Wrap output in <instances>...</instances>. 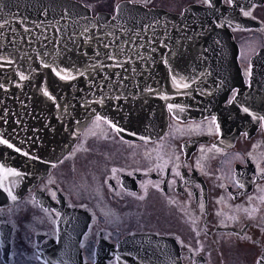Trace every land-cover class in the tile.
Instances as JSON below:
<instances>
[{"label":"water","instance_id":"obj_1","mask_svg":"<svg viewBox=\"0 0 264 264\" xmlns=\"http://www.w3.org/2000/svg\"><path fill=\"white\" fill-rule=\"evenodd\" d=\"M209 2L174 12L124 0L113 13L92 14L74 0H0V140L8 141L0 143V204L44 175L92 115L123 137L152 138L168 111L221 117L212 107L223 108L238 85L234 132L256 128L261 115L264 123V47L251 57L246 85L229 27L244 25L238 4ZM123 245L129 259L179 264L172 239L143 233ZM69 248L83 264L77 244Z\"/></svg>","mask_w":264,"mask_h":264},{"label":"flooded vegetation","instance_id":"obj_2","mask_svg":"<svg viewBox=\"0 0 264 264\" xmlns=\"http://www.w3.org/2000/svg\"><path fill=\"white\" fill-rule=\"evenodd\" d=\"M75 1L95 14L113 12L122 0ZM131 1L174 12L210 4ZM222 2H236L244 18L243 26L229 27L248 85L251 57L264 47V0ZM239 89L228 90L226 112L232 114ZM223 116L169 111L163 133L142 140L91 117L42 178L0 204V264H75L73 242L83 264H150L124 250V238L143 233L174 240L179 264H264L263 116L239 132L233 114L226 125ZM60 237L65 247L55 246Z\"/></svg>","mask_w":264,"mask_h":264},{"label":"bare ground","instance_id":"obj_3","mask_svg":"<svg viewBox=\"0 0 264 264\" xmlns=\"http://www.w3.org/2000/svg\"><path fill=\"white\" fill-rule=\"evenodd\" d=\"M74 1H75V0H74ZM122 1H124V0H122ZM130 1H131V0H130ZM119 2H120V1H119ZM132 2H133V1H132ZM79 3H80V2H79ZM139 3H140V2H139ZM143 5H144V4H143ZM85 6H86V5H85ZM144 6H145V5H144ZM146 6H147V5H146ZM146 6H145V7H146ZM87 8H88V7H87ZM164 9H166V8H164ZM98 12H100V11H98ZM113 12H114V11H113ZM113 12H111V13H113ZM90 13H92V12L90 11ZM92 14H93V13H92ZM236 42H237V41H236ZM1 58H2V57H1ZM2 59H3V58H2ZM219 62H222V61L219 60ZM239 66H240V64H239ZM220 76L222 77V75H220ZM240 89H241V88H240ZM240 89H239V91H240ZM239 93H240V92H239ZM239 93H238V95H239ZM227 94H228V91H227ZM238 95L236 96V98H234L235 100L238 98ZM226 97H227V95L225 96V98H226ZM225 98L223 99L222 103L224 102ZM250 101H251V100L248 101V104L250 103ZM233 103H234V102H233ZM251 105H252V103L250 104V106H251ZM223 108H224V103H223ZM223 108H222L219 104L215 103V105L212 107V110H213V111H217L218 114L224 115L225 112H226V109H223ZM168 114H169V111H168ZM97 115H99V114H97ZM97 115H92L91 117H94V116H97ZM99 116H101V115H99ZM91 117H90V118H91ZM101 117H102V116H101ZM167 117H168V115H167ZM90 118H89V119H90ZM102 118H103V117H102ZM168 118H169V117H168ZM89 119L87 120V122L85 123V125L88 123V121H90ZM107 121L110 123L109 120H107ZM167 122H168V121H167ZM110 124H111V123H110ZM85 125H84V126H85ZM111 125H112V124H111ZM166 125H167V124H166ZM84 126H82L81 129H82ZM112 126H113V125H112ZM165 127H166V126H165ZM81 129L78 131L79 133L77 134V136L80 134ZM165 129H166V128H165ZM165 129H164V130H165ZM164 130H163V131H164ZM117 132H118V131H117ZM162 133H163V132H162ZM77 136H76V137H77ZM76 137H75V139H76ZM124 138H126V137H124ZM75 139L73 140V142L75 141ZM131 139H135V138H131ZM143 139H149V138H143ZM139 140H141V139H139ZM73 142H72L71 146L74 144ZM71 146H70V147H71ZM70 147H69V148H70ZM69 148H68L65 152H67V151L69 150ZM64 155H65V153H64L61 157H63ZM61 157H60V158H61ZM60 158H59V159H60ZM59 159H57L56 161H58ZM56 161H54V162H56ZM53 164H54V163H53ZM53 164H52V165H53ZM52 165H51V167H52ZM51 167H50V168H51ZM50 168H49V169H50ZM49 169H48V170H49ZM48 170H47V171H48ZM47 171H46V172H47ZM46 172H45V173H46ZM45 173H44V174H45ZM42 176H44V175H42ZM42 176H41L40 178H42ZM40 178H39V179H40ZM39 179H38V180H39ZM36 181H37V180H36ZM36 181H35V182H36ZM35 182H34V183H35ZM32 186H33V185H32ZM32 186H30L29 188H31ZM29 188H28V189H29ZM28 189H27V190H28ZM25 191H26V190H25Z\"/></svg>","mask_w":264,"mask_h":264},{"label":"snow or ice","instance_id":"obj_4","mask_svg":"<svg viewBox=\"0 0 264 264\" xmlns=\"http://www.w3.org/2000/svg\"><path fill=\"white\" fill-rule=\"evenodd\" d=\"M249 13H245V15H248ZM57 75H60V73L58 72L57 73ZM22 78H24V77H22ZM62 78H64V79H67V78H69V77H67V76H64V77H62ZM46 95H47V93H45ZM244 111H247V109H244ZM0 143H3V144H8V141H6V140H0ZM9 147H12V145H8ZM17 151H19V149H17ZM10 174H12V175H19V173H16V172H11ZM13 199H15V197H13Z\"/></svg>","mask_w":264,"mask_h":264},{"label":"rangeland","instance_id":"obj_5","mask_svg":"<svg viewBox=\"0 0 264 264\" xmlns=\"http://www.w3.org/2000/svg\"><path fill=\"white\" fill-rule=\"evenodd\" d=\"M81 185V182L77 179L76 186Z\"/></svg>","mask_w":264,"mask_h":264}]
</instances>
